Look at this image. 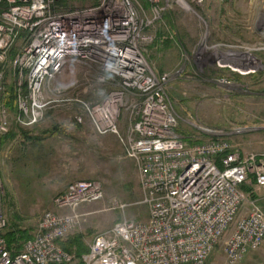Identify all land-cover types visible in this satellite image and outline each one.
<instances>
[{"label":"built area","instance_id":"1","mask_svg":"<svg viewBox=\"0 0 264 264\" xmlns=\"http://www.w3.org/2000/svg\"><path fill=\"white\" fill-rule=\"evenodd\" d=\"M143 12L135 0H99L86 8L69 0H0V91L7 69L15 124L25 128L42 120L51 104L44 84L70 60L117 77L123 90L138 97L126 157L136 165L147 208L145 222L114 224L95 235L78 258L60 243L74 229V211L102 199L99 183L68 185L52 200L55 211L40 216L31 239L12 246L4 238L0 205V264H207L217 248L223 264H238L262 246L264 215L253 194L264 188V155H242L222 137L193 143L175 133L164 94L168 77L156 75L138 47L147 27ZM117 103L111 95L101 105L85 107L99 135L117 133ZM6 111L0 105V137L12 121Z\"/></svg>","mask_w":264,"mask_h":264},{"label":"rangeland","instance_id":"2","mask_svg":"<svg viewBox=\"0 0 264 264\" xmlns=\"http://www.w3.org/2000/svg\"><path fill=\"white\" fill-rule=\"evenodd\" d=\"M98 1L69 0L76 8ZM135 1L142 7L143 22L147 24L137 46L150 69L168 77L164 94L176 119L175 133L193 143L222 137L245 155H264V0H158L156 4ZM2 81L0 105L4 106L7 95L14 94L7 69ZM46 86L54 89L46 99L74 113L79 122L87 118L86 106L101 105L111 95L118 97V120L122 117L130 121L138 102L136 95H129L132 91L122 89L117 77L78 61L48 80L43 93ZM6 112L12 119L11 134L35 126H18L13 121L17 111ZM88 121L96 136L117 138L125 148V156L111 159L102 152L94 158L90 151L77 158L84 179L78 181L97 182L102 190L100 201L74 211L76 224L64 240L79 238L86 249L95 235L110 230L114 224L123 220L141 223L145 213L147 216V208L141 204L136 165L126 157L128 129L122 134L117 123L116 134L99 135ZM18 143L11 140L0 152L5 162L0 167V205L7 223L5 233L24 231L32 236L40 216L55 211V197H47L37 180L39 169L35 164L14 166L13 150ZM253 196L264 215V190L255 191ZM72 254L76 255L75 248ZM223 262L221 249L217 248L207 264ZM238 264H264V242Z\"/></svg>","mask_w":264,"mask_h":264},{"label":"crops","instance_id":"3","mask_svg":"<svg viewBox=\"0 0 264 264\" xmlns=\"http://www.w3.org/2000/svg\"><path fill=\"white\" fill-rule=\"evenodd\" d=\"M70 60L68 64L74 63ZM71 66V65H70ZM70 68V67H69ZM68 68V69H69ZM54 89L46 86L45 97ZM56 90V89H55ZM134 96L135 94L130 93ZM47 98V97H46ZM123 124H119L120 121ZM118 120V129L125 134L130 126L129 118L122 117ZM20 132H9L6 136L0 137V152L13 140L19 142L13 150V164L16 168H24L26 165H33L39 169L38 179L44 186L49 199L63 193L71 182L84 180L78 169L77 158L92 151L93 157L101 156L104 152L116 159L118 156H125V148L114 136L98 137L85 117L79 122L74 113L60 107L59 103H53L47 107L43 119L34 127ZM121 134V133H120ZM242 155H245L240 150ZM0 167L4 166V156H0ZM40 167V168H39ZM90 181V180H88ZM261 189H255L260 191ZM264 190V188L262 189ZM254 191V192H255ZM147 218L146 213L142 221ZM140 221V222H142ZM250 254H246L243 260H247ZM244 262V261H243Z\"/></svg>","mask_w":264,"mask_h":264},{"label":"trees","instance_id":"4","mask_svg":"<svg viewBox=\"0 0 264 264\" xmlns=\"http://www.w3.org/2000/svg\"><path fill=\"white\" fill-rule=\"evenodd\" d=\"M94 1L97 2L98 0H94ZM3 104L8 111L14 113L16 111L14 94L10 92V94L7 95V98L3 101ZM242 190L247 192L249 191V188L247 186H243ZM4 238L7 245L12 246L16 242L23 243L30 240L31 236L24 231H18V232L10 231L9 233H5ZM60 247L64 252L70 254H72V248H75V254H76L75 256L78 258L87 252V249L85 247H82L79 238L67 239L66 241L60 243Z\"/></svg>","mask_w":264,"mask_h":264},{"label":"bare ground","instance_id":"5","mask_svg":"<svg viewBox=\"0 0 264 264\" xmlns=\"http://www.w3.org/2000/svg\"><path fill=\"white\" fill-rule=\"evenodd\" d=\"M63 26H64L65 28H67V27H69V24L65 22V23L63 24ZM93 26L97 27V26H99V23H98V22H94V23H93ZM245 57H246L245 59H249V58H248L249 56H245ZM232 58H233V57H232ZM249 62H250V61H249ZM239 67H240V66H239ZM237 68H238V67H237ZM240 72H242V71H240Z\"/></svg>","mask_w":264,"mask_h":264}]
</instances>
